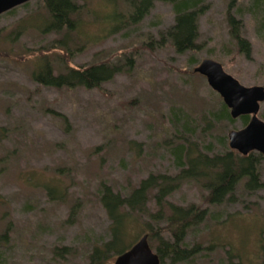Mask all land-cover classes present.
<instances>
[{
    "label": "rangeland",
    "instance_id": "1",
    "mask_svg": "<svg viewBox=\"0 0 264 264\" xmlns=\"http://www.w3.org/2000/svg\"><path fill=\"white\" fill-rule=\"evenodd\" d=\"M200 1L199 49L185 53L165 35L175 13L164 0H156L138 24L129 23L132 8L126 0H75L84 6L83 29L71 34L79 40L65 47L58 44L63 33L42 31L48 17L44 0L0 15V126L8 129L0 141V264H89L93 246L110 237L99 197L102 182L125 195L152 173H179L170 149L181 134L209 154L230 148L229 133L246 125L241 118L218 117L221 95L193 70L208 58L243 85L264 86V0ZM236 30L247 49L240 47ZM52 45L56 61L71 51L69 66L110 61L124 70L101 89L41 86L31 78L34 58L28 51ZM56 113L67 117L68 128ZM258 117L264 121V102ZM184 123L189 130H183ZM46 183L58 184L63 197L51 198ZM206 195L187 181L168 197L211 213L186 237L187 246L199 245L201 251L176 264H258L264 187L251 191L241 182L233 201L221 205L210 204ZM148 208L158 211L153 198ZM141 221L128 234L129 242L138 241L149 225L165 231L164 221L146 215ZM211 243L219 245L209 249ZM158 244L151 241L154 251Z\"/></svg>",
    "mask_w": 264,
    "mask_h": 264
},
{
    "label": "trees",
    "instance_id": "2",
    "mask_svg": "<svg viewBox=\"0 0 264 264\" xmlns=\"http://www.w3.org/2000/svg\"><path fill=\"white\" fill-rule=\"evenodd\" d=\"M126 1L132 8L127 17L129 23L138 24L150 13L156 0ZM164 1L172 5L175 13L174 24L165 34L171 45L179 53L195 52L199 49L197 42L199 36L198 19L204 11L201 7L202 2L200 0ZM44 5L48 17L44 22L45 26L42 31L63 33L62 40L58 43L62 47H65L70 41L79 40L71 37V34L80 35L82 33L83 20L81 14L84 11V6L79 5L75 0H44ZM116 16L120 19L122 14ZM229 21L237 29L235 24L238 23L235 19L230 16ZM234 36L240 47L248 48L247 42L240 37L237 30ZM149 46L151 48V44ZM56 48L52 45L40 48L38 51H28L30 57L34 58L31 78L41 86L56 89L79 87L101 89L104 83L112 80L124 70L122 63L110 61H99L80 67L69 66L71 51L64 50L63 57L56 61L57 56L53 58ZM129 62L131 64L133 61L129 60ZM56 63L61 67H56ZM56 114L68 128L67 117L61 113ZM218 117L231 122L236 119L231 116L230 108L224 101L221 104ZM238 118H241L243 124L247 125L250 115H242ZM189 128L187 123L183 124V130L187 131ZM7 136L8 129L5 126H0V141L6 139ZM179 140L180 143L170 149L175 156L177 167L180 168L179 173L175 175L152 173L125 195L115 191L106 182L100 184L99 197L110 220V237L108 240L93 246L89 254V264H107L108 259L116 258L130 249L137 240L129 242L128 234L132 229L141 226V217L145 215L158 222L164 221L166 224L163 232L161 228H151L149 223L145 222L149 225L147 234L150 245L151 241L157 240L159 242L155 251L160 257L161 264H166L167 260L171 261L170 264L188 261L201 250L199 245L187 246L186 237L193 227L208 220L211 213L208 209L200 208L194 204L183 207L169 202L168 197L174 191L178 190L184 182L194 181L207 192L205 199L210 204L221 205L226 201H233L235 190L241 182H244V186L251 191L264 187L259 170L260 159L264 160L262 153L256 154L255 151H251L243 155L237 150L226 147L224 152L209 154L199 151L197 144L190 141L185 134H181ZM57 185L50 183L45 185L48 195L55 200L61 199L64 195V192L59 191ZM150 198H153L158 207V211L155 213L150 212L148 208ZM75 213L76 207L73 206L71 217ZM261 232L259 245L262 254L259 255L258 264H264V228ZM142 233L144 231L139 232L137 236ZM218 245V243H211L208 248L213 249Z\"/></svg>",
    "mask_w": 264,
    "mask_h": 264
},
{
    "label": "water",
    "instance_id": "3",
    "mask_svg": "<svg viewBox=\"0 0 264 264\" xmlns=\"http://www.w3.org/2000/svg\"><path fill=\"white\" fill-rule=\"evenodd\" d=\"M28 1L31 0H0V15ZM194 71L205 76L211 88L221 95L233 118L250 115L245 127L229 133L230 148L243 155L251 151L264 155V121L258 117L264 102V86H245L228 74L221 63L208 58L202 60ZM114 264H161V260L146 233L130 249L118 255Z\"/></svg>",
    "mask_w": 264,
    "mask_h": 264
}]
</instances>
